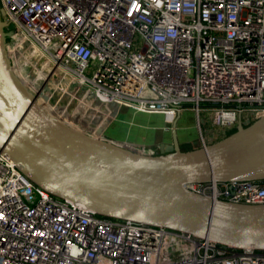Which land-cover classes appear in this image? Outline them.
<instances>
[{
	"label": "built area",
	"instance_id": "1",
	"mask_svg": "<svg viewBox=\"0 0 264 264\" xmlns=\"http://www.w3.org/2000/svg\"><path fill=\"white\" fill-rule=\"evenodd\" d=\"M0 11L9 44L43 55L46 77L63 73L138 113L191 109L200 147L209 144L201 111L213 112L222 137L264 115V0H0ZM244 71L248 81L235 78ZM186 188L264 204V181ZM0 264H264V251L101 217L51 195L0 152Z\"/></svg>",
	"mask_w": 264,
	"mask_h": 264
},
{
	"label": "water",
	"instance_id": "2",
	"mask_svg": "<svg viewBox=\"0 0 264 264\" xmlns=\"http://www.w3.org/2000/svg\"><path fill=\"white\" fill-rule=\"evenodd\" d=\"M12 28L0 11V152L33 183L101 217L264 251V204L232 203L186 188L264 181V115L185 151L175 122L173 143L162 145L159 154L134 152L73 126L40 103L42 87L32 90L11 61Z\"/></svg>",
	"mask_w": 264,
	"mask_h": 264
},
{
	"label": "crops",
	"instance_id": "3",
	"mask_svg": "<svg viewBox=\"0 0 264 264\" xmlns=\"http://www.w3.org/2000/svg\"><path fill=\"white\" fill-rule=\"evenodd\" d=\"M35 56L40 58L39 55L35 54ZM44 61L45 59H43ZM19 71L22 72L21 67ZM42 71L46 75L49 72L45 67ZM23 80L27 81L28 76L25 75ZM67 81L70 80L67 79ZM32 83L36 85L35 81H32ZM69 83H71L69 89L72 92L70 100L68 101L67 98H61L62 101L56 102L50 100V105H55L57 111L55 113L63 120L93 136L109 140L134 152L157 155L162 145L173 143V124L176 122V132L180 145L198 147L200 144L201 137L197 125H189V119L185 115L187 111H193L191 109L182 110L175 117L174 122H171L165 115L143 114L119 104L103 103L96 98L90 89H88L90 96H77L76 93H73L76 85L71 81ZM77 98L78 104L74 102V99ZM74 104H77V106L72 110ZM206 135L209 144L222 138V135H217V131L211 129H207Z\"/></svg>",
	"mask_w": 264,
	"mask_h": 264
},
{
	"label": "rangeland",
	"instance_id": "4",
	"mask_svg": "<svg viewBox=\"0 0 264 264\" xmlns=\"http://www.w3.org/2000/svg\"><path fill=\"white\" fill-rule=\"evenodd\" d=\"M7 45H8V51L10 52L11 61H12V63L15 64L14 65L15 66L14 69H15L16 73L18 74V76L20 78H22V77L24 78V76L27 75L28 76V80L27 81L24 80L27 84L28 83L33 84L32 81H35L36 85L33 84L34 86H36V87H40L41 86L43 88V85L44 86L46 85L45 82H47L46 80L48 78L50 79V76H47L43 80L40 77H38L37 70H42L44 67L46 69L50 70V66H48L47 62H45V61L43 62V59L37 58V56H35L32 53L31 50H29L28 53L24 57L23 56L19 57L20 55L17 54V53L11 54V51L14 50L13 45H11L9 43ZM23 48H26V47L23 46ZM23 48L19 47L18 51H20ZM20 67L22 69V72L19 71ZM65 78L70 80L69 77L64 76L63 73H58L56 76L53 77V79H50L53 82V84H47L46 85L47 89L45 90L46 91L45 92V96H48V94H50L51 97H52L50 99L51 101H53V102L62 101L61 98H67L68 101L70 100V97H71L70 94L72 93L70 91L71 89H69L70 87L64 93H61L57 89L58 85L62 84V82L63 83H68V82H66L67 79H65ZM30 84H28V85L33 90V87ZM88 92H90L88 90V88L86 86H83V85L82 86H76L74 91H73V93H76L77 96H81V97L84 96V95H89L90 93H88ZM39 101H40V103L44 104L42 102V99H39ZM74 102H76L78 104V102H79L78 98L74 99ZM77 104H74L71 109L72 110L75 109ZM48 109L50 110V108H48ZM53 113H55V112H53ZM200 114H201L200 118H201V126H202L203 136H204L205 140L208 141L207 140V135H206L207 129H211V130H214V131H219V130H221V128L220 127L218 128L217 126L213 125V122H212L213 112L211 110L201 111ZM185 115H187V118L189 119V122H188L189 125H191V126L192 125H194V126L197 125V118H196V112L195 111H187V113H185ZM234 129L235 128H233V129H228L227 128L226 131H233ZM211 141H214V140H211ZM181 148H182V150L185 151V150H189V149L192 150V149L195 148V146L194 145H181Z\"/></svg>",
	"mask_w": 264,
	"mask_h": 264
},
{
	"label": "bare ground",
	"instance_id": "5",
	"mask_svg": "<svg viewBox=\"0 0 264 264\" xmlns=\"http://www.w3.org/2000/svg\"><path fill=\"white\" fill-rule=\"evenodd\" d=\"M23 48V47H22ZM18 49V48H17ZM30 49H31V51H32V53L35 55H39L40 56V59L42 58V59H44V57H43V55H41L40 53H38V52H36L33 48H31L30 47ZM28 51H29V49L28 48H23V49H21L20 51H18L17 53L20 55L19 57H21V55L23 56V53L24 52H27L28 53ZM45 62H48V61H46V59H45ZM49 66H50V63H47ZM37 72H38V77H40L41 79H43L44 80V78H46V74H44L43 73V71L42 70H37ZM250 76V72H242V73H239V72H236L235 73V78H237V79H244V81L246 82V81H248V77ZM53 77H54V75L52 76V77H50V79H53ZM49 78L46 80L47 82H45L46 83V85L47 84H53V82L50 80ZM34 80V79H33ZM66 82H68V81H66ZM70 82V81H69ZM63 83L62 82V84H60V85H58V87H57V89L61 92V93H64L65 91H67L68 90V88L71 86V83ZM30 84V83H29ZM32 87H33V89L35 90L36 89V87H34L32 84H30ZM44 86L43 85V88H41V90H40V96H41V99H42V102L45 104V102L47 103V104H49L50 105V99L52 98L51 97V95L50 94H48V96H45V90L47 89L46 87L47 86ZM55 85V84H54ZM222 91V89L221 88H218V90H216V92H221ZM50 106H52V105H50ZM55 110H56V107H55V105H53L52 106V112H55Z\"/></svg>",
	"mask_w": 264,
	"mask_h": 264
},
{
	"label": "flooded vegetation",
	"instance_id": "6",
	"mask_svg": "<svg viewBox=\"0 0 264 264\" xmlns=\"http://www.w3.org/2000/svg\"><path fill=\"white\" fill-rule=\"evenodd\" d=\"M15 51L18 52V49L16 48L14 51H11V54L15 53ZM45 105H46L48 108H50V110H52V106H50V105L47 104L46 102H45ZM55 112H57V111L55 110Z\"/></svg>",
	"mask_w": 264,
	"mask_h": 264
}]
</instances>
